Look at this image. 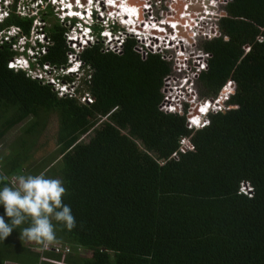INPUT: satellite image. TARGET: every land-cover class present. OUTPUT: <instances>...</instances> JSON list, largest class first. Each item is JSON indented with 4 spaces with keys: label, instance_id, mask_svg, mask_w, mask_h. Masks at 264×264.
<instances>
[{
    "label": "trees",
    "instance_id": "16d2710c",
    "mask_svg": "<svg viewBox=\"0 0 264 264\" xmlns=\"http://www.w3.org/2000/svg\"><path fill=\"white\" fill-rule=\"evenodd\" d=\"M18 1L0 32L15 26L27 36L35 16L15 12ZM223 11L220 36L201 44L209 58L195 85L199 97H211L231 78L230 107L208 114L194 130L183 115L158 109L169 65L157 54L141 58L130 38L119 53L101 51L98 41L85 46L77 56L87 68L75 79L57 71L67 65L66 29L55 17L44 25L51 8L37 6L47 42L31 67L54 68V79L73 84L75 94L86 92L90 103L58 96L43 78L7 68L18 52L13 39H0V139L25 124L19 149L9 143L0 157V174L54 170L50 178L63 181V203L76 221L69 231L53 220V243L67 245L66 254L41 250L42 243L27 246L19 238L27 224L13 229L0 239V264H264V0H226ZM50 114L53 149L30 165ZM181 137L192 150L178 151ZM242 182L249 196L239 191ZM0 216L9 221L3 205Z\"/></svg>",
    "mask_w": 264,
    "mask_h": 264
},
{
    "label": "built area",
    "instance_id": "2783aa9c",
    "mask_svg": "<svg viewBox=\"0 0 264 264\" xmlns=\"http://www.w3.org/2000/svg\"><path fill=\"white\" fill-rule=\"evenodd\" d=\"M61 1L64 5L56 7L53 14L59 17L62 23L69 22L63 36L69 48L66 58L70 63L57 69L60 73L76 76L75 79L82 76L87 67H81L82 63L77 54L85 46L98 41L101 44V51L119 53L124 40L130 38L133 40V51L141 58L147 54H157L169 65V72L161 79L159 110L183 115L185 126L194 130L208 122V114L230 107L227 101L234 90L231 78H227L211 97H199L195 85L198 74L206 69L209 58V53L202 49L201 44L220 36L218 20L224 16L223 5L226 0H125L130 2L134 9L129 26L123 24L118 16L110 15L111 7L107 5L108 2L95 0L92 8L86 11L87 6L80 7L82 5L80 0ZM41 39V42H47L46 37ZM113 41L115 44L111 45ZM243 49L246 52L248 47L245 46ZM17 61L19 60L15 59V62ZM8 64H13V61L8 60ZM72 66L73 73L70 71ZM47 69L54 68L41 65V69L38 68L27 75L34 74L32 77L41 79ZM49 80L54 88L60 85L58 96H63L65 92L69 97H77L80 103L92 101V97L86 92L75 94L71 83L60 81L61 84H58L59 81L53 77ZM192 149L188 137L179 139L178 151ZM171 156L175 157L176 154L172 153ZM239 191L249 196L251 187L247 182H242ZM41 250H53L61 254L69 251L65 245L46 242L42 243Z\"/></svg>",
    "mask_w": 264,
    "mask_h": 264
},
{
    "label": "clouds",
    "instance_id": "9594fccd",
    "mask_svg": "<svg viewBox=\"0 0 264 264\" xmlns=\"http://www.w3.org/2000/svg\"><path fill=\"white\" fill-rule=\"evenodd\" d=\"M20 2L19 0L16 5L18 6ZM43 2L44 6L49 5L54 8L60 6L58 1L55 2L54 0H44ZM11 5L12 0H0V23L7 17ZM40 5L42 6L40 1L37 3L36 0H28L26 11L22 15L35 16L32 22L36 23L35 12L37 6ZM20 6H22V3ZM57 20H59V17H57ZM33 27L35 28L34 32L29 33L27 36L21 35L15 26H9L0 32V39H3L4 36L13 39L14 43L11 47L14 46L13 49L18 52L17 55L11 58L13 64L6 62L7 68L21 69L30 74L38 68L41 69L36 65L31 66L39 46L44 44L41 42V38L46 36L42 31H39V27L36 30V24ZM15 59L19 60L17 61L19 63L15 62ZM73 67L70 69L72 73L74 72ZM61 83L65 82L61 81ZM59 86L55 87V90L53 89L56 93ZM64 95H67V93L64 92ZM7 179L6 176L0 174V184H3L0 187V205H3L4 214L9 218V221L6 222L4 217L0 216V239H5L13 229L27 224V227L20 230L19 238L21 240L50 244L57 239L53 220L63 223L69 231L76 226L75 217L70 206L63 203L62 198L67 194V189L61 179L50 178L43 173L18 175L11 181V184L3 183Z\"/></svg>",
    "mask_w": 264,
    "mask_h": 264
},
{
    "label": "rangeland",
    "instance_id": "374dc122",
    "mask_svg": "<svg viewBox=\"0 0 264 264\" xmlns=\"http://www.w3.org/2000/svg\"><path fill=\"white\" fill-rule=\"evenodd\" d=\"M20 1H21L20 4L22 3V6H20V4H19L18 6H20V7H18L15 4V12L19 13L20 15H22L26 11V4L28 3V0H20ZM39 1L42 2V6H41V9H42L43 6H44V2H43V0H36L37 3H39ZM49 7L51 8L52 16L46 17L44 25H48L50 22L55 21V19H54L55 15L53 14V12H54V10L56 8H54L53 6L52 7L49 6ZM57 22L59 24H61V26H63L64 28L68 29L69 22L68 23L67 22H63L62 23L60 20H57ZM35 24H36L37 27H40L42 23L40 22V20L38 18H36V23L32 22L31 26L33 27ZM32 27H31L29 33L34 32L35 28L33 29ZM94 34H95V32H94ZM95 38H96V36L94 35L93 36V39H94L93 41H95ZM3 39H5V36H4ZM114 44H115V41L111 42V45H114ZM13 47L14 46H12V48ZM40 53H42V51H40ZM61 73H64V72H61ZM52 75L54 76L53 70L47 69L45 71V74L42 75L44 78L43 77L42 78L50 83L49 78L52 77ZM32 76H34V74H32L31 77ZM74 77H76V76H74ZM58 84H61L60 81L58 82ZM53 89L55 90L54 87H53ZM47 120H48V122H47V125H46V128H45V132L41 133L40 135H38L35 138L36 142H35V145L32 147V148H34L33 149V156H31V158L28 161H26V163L28 162L30 165L36 163L35 161L39 157H41L42 155H44L45 153H47V152H49V151H51L53 149V146H54L53 134H54V127H55V117H54V115L50 114L48 116ZM24 126H25V124L21 123V124L15 126V127H13L11 130H9L2 137V139H0V157L6 155L7 152H9V150H10L9 145H8L9 143L12 145L13 149H15V150L19 149L20 142H19V138L17 136L22 135V132H20V131H21V129ZM81 138H82L83 141H86L88 136L87 135H83ZM53 171L54 170H52L48 174L46 173L45 175L47 177H51L52 174H54V173H52ZM31 173L32 172L26 171L24 174L27 175V174H31ZM15 177H16V175H11V177L8 178L9 182L11 183V181ZM32 243L33 242H28L27 246H29L31 249L36 250V248L33 245H31ZM65 246H67V245H65ZM77 251L82 256H89V254H90V252L88 250H85V249H82V248H79ZM60 263H62V262H59V264ZM4 264H14V263H12V262H4Z\"/></svg>",
    "mask_w": 264,
    "mask_h": 264
},
{
    "label": "bare ground",
    "instance_id": "6f19581e",
    "mask_svg": "<svg viewBox=\"0 0 264 264\" xmlns=\"http://www.w3.org/2000/svg\"><path fill=\"white\" fill-rule=\"evenodd\" d=\"M56 2L58 1V4H63L64 5V2H62L61 0H55ZM103 3H107V5L109 7H111L109 10H110V15L114 16H118V18L120 19V21L123 23V24H126L127 26H129L132 22V12H133V7L132 5L130 4V2H125V0H107V1H104V0H101ZM95 2V0H80V3L83 6H87L86 7V11L89 9V8H92V4ZM63 9H65V6L63 7ZM83 10V9H82ZM72 9H71V14H72ZM85 12V11H83ZM82 21V20H81Z\"/></svg>",
    "mask_w": 264,
    "mask_h": 264
},
{
    "label": "crops",
    "instance_id": "0c3cea01",
    "mask_svg": "<svg viewBox=\"0 0 264 264\" xmlns=\"http://www.w3.org/2000/svg\"><path fill=\"white\" fill-rule=\"evenodd\" d=\"M7 262H9V261H7ZM13 263V262H12ZM14 264H17V263H14Z\"/></svg>",
    "mask_w": 264,
    "mask_h": 264
}]
</instances>
